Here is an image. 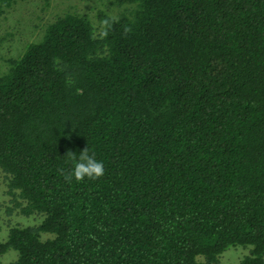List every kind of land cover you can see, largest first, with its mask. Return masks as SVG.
I'll return each mask as SVG.
<instances>
[{
  "label": "trees",
  "instance_id": "16d2710c",
  "mask_svg": "<svg viewBox=\"0 0 264 264\" xmlns=\"http://www.w3.org/2000/svg\"><path fill=\"white\" fill-rule=\"evenodd\" d=\"M58 1L0 0V264H264V0Z\"/></svg>",
  "mask_w": 264,
  "mask_h": 264
},
{
  "label": "rangeland",
  "instance_id": "374dc122",
  "mask_svg": "<svg viewBox=\"0 0 264 264\" xmlns=\"http://www.w3.org/2000/svg\"><path fill=\"white\" fill-rule=\"evenodd\" d=\"M61 1L62 2H59V1L57 2L60 4V8H67V10H73L76 8L81 12H87V6H86L87 4L85 2H83V0H61ZM57 3H55V4H57ZM21 12H22V10L20 12H16V13H18V15H16L15 18H17V20H22V19L25 20V22H23L22 27L23 28L27 27L28 30L26 29V31L23 33L24 37L27 38L30 35V33L37 36V31H38V29H40L38 27V25H41L44 22V20L39 19V18H33L37 12H34V14L31 15L32 17L30 16V14L27 10H25V13H21ZM19 13H21V14H19ZM51 13H53V10L46 9L44 11V14L42 13V16L44 17V19L47 20L51 16ZM2 17H4V16H0V34L1 35H2V29L4 28V25H7L6 23H9L8 20L3 19ZM29 21H31L33 23V25L37 26V27L36 28H34V27L29 28V26H27L29 24ZM12 24H13V21H12ZM3 43H2V45H3ZM2 186L3 185L1 184V176H0V216H3V213H4V208H3V206H1V204L4 203L6 200L2 194V192H3ZM9 219H11L12 223H15V224L16 223H19V224L24 223V221H22L18 217H11ZM26 222H27V224L30 223V221H26ZM4 236H5V232L2 230V235H0V241H2L4 239ZM3 256H2L3 258L1 259L2 263H7L11 260L16 259V254L14 251H9L8 253L4 254ZM239 257H240L239 250L237 248L236 249L231 248L222 254V256L220 257L219 263L220 264H236L239 260Z\"/></svg>",
  "mask_w": 264,
  "mask_h": 264
},
{
  "label": "clouds",
  "instance_id": "9594fccd",
  "mask_svg": "<svg viewBox=\"0 0 264 264\" xmlns=\"http://www.w3.org/2000/svg\"><path fill=\"white\" fill-rule=\"evenodd\" d=\"M103 24L108 26L109 21L105 20ZM125 31H130V29H125ZM65 155L71 163L70 169L63 173V179L66 183H71L73 180L79 183L85 179L96 181L104 176L105 169L103 162L98 160L87 146L79 154L68 151Z\"/></svg>",
  "mask_w": 264,
  "mask_h": 264
},
{
  "label": "bare ground",
  "instance_id": "6f19581e",
  "mask_svg": "<svg viewBox=\"0 0 264 264\" xmlns=\"http://www.w3.org/2000/svg\"><path fill=\"white\" fill-rule=\"evenodd\" d=\"M94 17V16H93Z\"/></svg>",
  "mask_w": 264,
  "mask_h": 264
}]
</instances>
